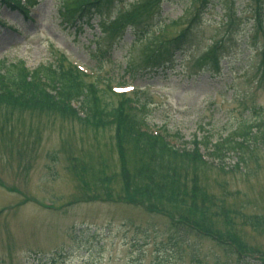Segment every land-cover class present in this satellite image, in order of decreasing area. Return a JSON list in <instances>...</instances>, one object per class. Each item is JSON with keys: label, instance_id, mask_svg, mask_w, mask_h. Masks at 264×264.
Here are the masks:
<instances>
[{"label": "rangeland", "instance_id": "obj_1", "mask_svg": "<svg viewBox=\"0 0 264 264\" xmlns=\"http://www.w3.org/2000/svg\"><path fill=\"white\" fill-rule=\"evenodd\" d=\"M32 1L31 20L0 11L7 24L0 27V60L7 65L24 61L33 70L64 52L94 71L103 94L109 81L137 86L148 102L141 117L184 141L211 134L215 144L264 117V0H213L191 30L181 68L153 78L133 76L128 67L139 64L157 28L141 40L128 30L111 50L103 42L101 52H110L102 57L94 45L100 18L82 27L62 18L65 0ZM199 6V0H170L158 24L186 23ZM227 11L236 14L229 27ZM185 23L167 28L164 38ZM224 37L222 72L195 66ZM104 100L119 103L110 94ZM99 127L49 111L0 109V264H264V143L230 154L216 169L178 164L171 173L185 178L176 184L126 145L123 181L115 128Z\"/></svg>", "mask_w": 264, "mask_h": 264}, {"label": "trees", "instance_id": "obj_2", "mask_svg": "<svg viewBox=\"0 0 264 264\" xmlns=\"http://www.w3.org/2000/svg\"><path fill=\"white\" fill-rule=\"evenodd\" d=\"M115 1L117 0H83L69 9L67 14L69 18L82 19L92 18L95 15L101 16L103 15V8ZM163 1L165 0L141 2L132 10L117 17V21L110 28H106V31L111 37H116L123 31V27L128 26L136 27L142 33L148 31L149 21L160 9ZM210 1L213 0H203L202 8L209 6L207 3ZM195 20L191 19L189 27L182 30L176 38L157 41L154 46L148 48L143 58L144 66L147 69H159L172 63L175 55L183 51L190 40L191 28L195 24ZM99 92L97 82L86 83L80 72L66 65L63 57L57 58L56 65L43 66L33 74L28 73L22 67L2 66V71H0V109L5 110L8 115L23 111L32 113L49 111L55 114L59 113L69 120H76L87 127L93 126L96 119L102 126L99 128L109 125L114 127L123 181H126L128 174L126 172L127 166H125L126 145L131 152L133 151L138 155L142 163L144 162L145 165H149L157 172L155 175H159L163 179L167 178L170 184H176L182 183L181 180L185 178L181 175L182 172L174 175L171 173L176 171L178 164L182 165L183 168L204 166L199 155L198 145H202L205 151H209V155L223 160L229 153L239 155L257 144L263 145L264 143V118H262L258 126L256 123L250 125L246 123L240 127L241 129L238 128L233 135L226 139H219L215 145L209 138L200 143L194 141L195 148L192 152L186 151L187 149L185 151L175 150L160 138L140 132L139 126L142 122L129 112L126 106L127 100H123L118 108H110ZM65 95L67 96L66 104ZM69 101L83 104L89 112L85 120L76 115ZM103 119L106 121L104 122ZM197 224L193 225L199 227ZM182 228L177 229L184 230ZM230 242L235 245L233 241Z\"/></svg>", "mask_w": 264, "mask_h": 264}]
</instances>
